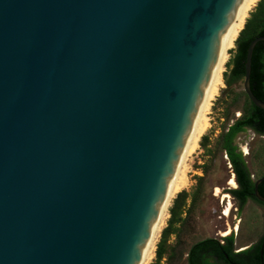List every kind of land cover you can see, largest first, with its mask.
<instances>
[{
    "label": "water",
    "instance_id": "obj_1",
    "mask_svg": "<svg viewBox=\"0 0 264 264\" xmlns=\"http://www.w3.org/2000/svg\"><path fill=\"white\" fill-rule=\"evenodd\" d=\"M245 1L0 0V264L143 263Z\"/></svg>",
    "mask_w": 264,
    "mask_h": 264
},
{
    "label": "trees",
    "instance_id": "obj_2",
    "mask_svg": "<svg viewBox=\"0 0 264 264\" xmlns=\"http://www.w3.org/2000/svg\"><path fill=\"white\" fill-rule=\"evenodd\" d=\"M264 37V0H259L256 8L250 13L245 28L241 32L237 42V50L232 62L228 64L231 68L230 73L224 74V83L226 89L223 90L224 98L220 101L226 102L225 120L226 124L218 137L214 149L210 148V137L203 136L200 147H202L209 156L222 152L227 157L231 171L235 174L238 187L231 189L229 194L235 199L239 210H243L249 201L260 203L255 197L256 179L250 171L248 163L243 152L240 150L237 140L240 135L249 131L256 135L264 137V110L256 107L250 100L245 91L237 93L235 86L245 80L247 52L250 44L257 38ZM251 90L253 94L264 101V41H260L253 52L251 68ZM243 98V106L239 118H231V110L236 107L239 100ZM230 99V102H229ZM232 121V123H231ZM207 173L205 165L202 168ZM204 178L199 177V183L193 194L183 190L174 200L173 207L170 209V219L167 227L163 230L161 240L157 246L156 258L152 264H177L180 263L186 255V264H228V259L237 264H247L244 258H234L235 250L234 237L224 239H205L192 245L188 251L183 252L181 233L185 229L191 210L198 201L200 185ZM259 193L264 197V182L259 186ZM190 201V205L188 202ZM264 205L263 203H260ZM176 238V242H172ZM264 238L258 245L256 254V263L264 262ZM263 250V254L261 253ZM250 253V252H248Z\"/></svg>",
    "mask_w": 264,
    "mask_h": 264
},
{
    "label": "rangeland",
    "instance_id": "obj_3",
    "mask_svg": "<svg viewBox=\"0 0 264 264\" xmlns=\"http://www.w3.org/2000/svg\"><path fill=\"white\" fill-rule=\"evenodd\" d=\"M236 50L237 46L231 51V59L228 64L232 62ZM230 70L231 68H228L227 65L225 73H230ZM224 89H226V85L223 86L214 102L210 116L212 120L211 128L206 134L210 137L211 149H214L216 141L223 131L224 125L227 123L225 112L228 105L226 102L220 101L221 97L224 98ZM234 89L237 93H242L244 91V81L236 84ZM243 100L241 98L237 106L232 108V119L240 117ZM237 144L245 156L250 171L253 174V179L261 178L264 175V137L249 131L246 134L240 135ZM188 164L190 166L189 178L191 183L185 190L193 194L198 186L199 177H203L204 180L202 185H200L198 201L191 210L189 221L181 233L183 252L188 251L195 243L210 238L224 239L233 236L236 243L235 248L238 250H244L250 244L259 241L264 236V206L254 201H249L243 210H239L235 199L229 194V191L236 189L237 185H231V181H235V178L224 153L218 152L214 156H209L200 147L197 153L190 158ZM205 165L208 170L207 173H204L202 170ZM174 200L171 208L173 207ZM188 205H190V201ZM168 221L165 228L168 225ZM160 240L161 236L158 244ZM175 240L176 238H172V242L175 243ZM185 259L186 255L177 264H186Z\"/></svg>",
    "mask_w": 264,
    "mask_h": 264
},
{
    "label": "bare ground",
    "instance_id": "obj_4",
    "mask_svg": "<svg viewBox=\"0 0 264 264\" xmlns=\"http://www.w3.org/2000/svg\"><path fill=\"white\" fill-rule=\"evenodd\" d=\"M259 0H246L234 25L228 36L227 42L225 44L217 71L213 78L212 84L210 86L209 92L207 94L206 100L204 102L203 108L201 110L196 128L194 130L192 139L182 161L179 173L177 175L175 184L172 188L168 201L165 205V208L161 214V217L158 221L152 242L150 244L149 249L146 252L142 264H151L156 256V249L159 238L167 221L170 217V208L172 206L173 200L177 197V195L183 190L187 189L190 186L191 180L189 178L190 166L188 164L190 158L197 153L200 148V142L204 135L207 134L209 129L211 128V114L212 108L215 100L217 99L221 89L225 85L224 83V74L227 70V65L231 59V51L235 48L236 42L245 28L247 19L250 16V13L257 6ZM231 185L236 186V182L234 180L231 181Z\"/></svg>",
    "mask_w": 264,
    "mask_h": 264
},
{
    "label": "flooded vegetation",
    "instance_id": "obj_5",
    "mask_svg": "<svg viewBox=\"0 0 264 264\" xmlns=\"http://www.w3.org/2000/svg\"><path fill=\"white\" fill-rule=\"evenodd\" d=\"M234 175V178H235V182H236V185H237V187H238V184H237V181H236V177H235V174H233ZM264 177V175L261 177V178H259V179H256L257 181L258 180H260V179H262ZM256 181V182H257ZM264 182V181H263ZM263 182L261 183V184H263ZM260 184V185H261ZM259 201V200H258ZM260 202V201H259ZM257 203V202H256ZM260 203H262V202H260ZM260 203H258L259 205H262V204H260ZM264 204V203H263ZM262 206H264V205H262ZM264 238V236L263 237H261L260 238V240L259 241H257L256 243H253V244H250L249 246H247L244 250H238V249H236L235 248V250H234V252H233V257L234 258H238V257H240V258H244V259H246V261H247V264H257L256 263V254H257V252H258V245L262 242V239ZM235 245H236V243H235ZM263 246H264V243H263ZM248 252H250V253H248ZM262 254H263V250H262V252H261ZM229 261H228V264H237L235 261H233V260H230L229 258H227ZM262 264H264V262L262 261Z\"/></svg>",
    "mask_w": 264,
    "mask_h": 264
}]
</instances>
